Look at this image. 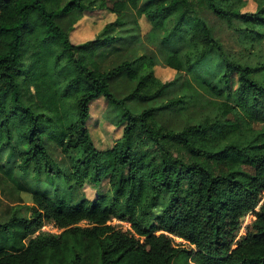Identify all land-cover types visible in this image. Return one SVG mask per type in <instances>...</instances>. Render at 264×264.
Here are the masks:
<instances>
[{"label": "trees", "instance_id": "16d2710c", "mask_svg": "<svg viewBox=\"0 0 264 264\" xmlns=\"http://www.w3.org/2000/svg\"><path fill=\"white\" fill-rule=\"evenodd\" d=\"M256 2L255 11L242 12L243 0H0V149L15 152L13 139L24 140L17 169L33 167L36 177L53 180L51 140L65 156L80 152L65 177L71 186L108 181L95 199L34 194L31 204L13 206L0 223V264H264V0ZM129 8L164 41L182 45L183 55L172 49L165 57L176 71H193L214 54L222 60L225 88L211 89L224 100L214 115L176 130L158 121L161 106L136 112L111 91L123 72L137 81L130 97L153 100L168 86L146 56L102 69L100 48L115 41L111 33ZM98 9L116 20L73 43L59 19ZM101 96L127 121L107 149L96 146L88 126L90 105ZM49 224L58 232L43 228Z\"/></svg>", "mask_w": 264, "mask_h": 264}, {"label": "rangeland", "instance_id": "374dc122", "mask_svg": "<svg viewBox=\"0 0 264 264\" xmlns=\"http://www.w3.org/2000/svg\"><path fill=\"white\" fill-rule=\"evenodd\" d=\"M144 3L145 1H142L141 5ZM256 8V0H243L242 12L255 11ZM201 17L220 31V35L229 46L238 48L231 39L228 29L221 26L220 20L212 11H204ZM116 18L117 16L109 10L98 9L84 13L75 11L59 20L63 27L70 29L72 42L78 44L94 39ZM113 31L111 34L116 36L115 41L100 48L98 60L102 69L107 70L124 61L146 56L153 59L156 76L168 83L158 97L146 101L129 96L136 87L137 81L131 80L126 72L114 78L110 85L111 91L117 98L125 99L126 104L133 111L139 112L150 106H161L162 108L156 113L158 121L176 130L190 123H198L205 116L214 115L218 111L219 104L224 98L216 96L211 88H225L222 80L225 66L217 54L210 56L193 71H176L166 64V54L172 49H179L183 55L184 48L178 42L164 41L163 32L154 28L152 22L136 9H127L124 17L121 18V24L117 25ZM239 44L243 46L245 43L239 42ZM171 99L181 101L172 106H163ZM90 108L91 117L88 126L96 146L99 149L111 148L122 136L127 121L123 118L120 108L110 103L106 97L101 96L93 100ZM13 143L16 146L15 152H11L9 148L0 149V223L10 218L13 206L31 204L34 194L77 203L82 198L95 199L99 193L108 188L107 178L103 180L100 187L87 183L83 188H79L67 183L65 177L70 173L80 152L73 151L65 156L57 144L51 140L46 144L56 159L55 165L59 174L51 180L46 177H36L33 167L28 172H21L17 169V164L22 152L27 150L28 146L18 137L13 139ZM164 204L165 201H162L153 210L154 215L162 213ZM252 219L253 215L249 213L243 219L242 225H248ZM112 223H118L124 228L130 226L128 222L116 219H113ZM46 229L58 232V229L51 224L46 225ZM242 234L241 229L240 235ZM176 239L183 241L180 238Z\"/></svg>", "mask_w": 264, "mask_h": 264}, {"label": "built area", "instance_id": "2783aa9c", "mask_svg": "<svg viewBox=\"0 0 264 264\" xmlns=\"http://www.w3.org/2000/svg\"><path fill=\"white\" fill-rule=\"evenodd\" d=\"M250 214H252V213H250ZM252 215H253V214H252ZM250 223H251V222H250ZM246 226H247V225H246ZM246 226H245V225H244V226L242 225L243 228H241V229H242V232H243V233H245V231H246ZM43 228H44L45 230H50V229H46V225L43 226Z\"/></svg>", "mask_w": 264, "mask_h": 264}]
</instances>
